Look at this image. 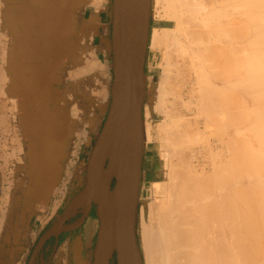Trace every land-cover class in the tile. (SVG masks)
Here are the masks:
<instances>
[{
	"label": "bare ground",
	"instance_id": "obj_1",
	"mask_svg": "<svg viewBox=\"0 0 264 264\" xmlns=\"http://www.w3.org/2000/svg\"><path fill=\"white\" fill-rule=\"evenodd\" d=\"M139 2L132 7L140 33ZM152 10L159 22L151 45L160 53L161 74L141 103L147 93L146 118L161 120L162 165L141 207V250H134L123 198L108 221L110 249L126 264H264V178L259 176V189L231 187L237 175L244 181L245 171L228 156L236 140L228 135L225 108L247 81L243 61L251 55L247 69L260 77L252 81L262 88L263 105L252 112L250 127L264 163V0H155ZM245 18L252 21L250 30ZM217 121L220 136L214 133Z\"/></svg>",
	"mask_w": 264,
	"mask_h": 264
},
{
	"label": "crops",
	"instance_id": "obj_2",
	"mask_svg": "<svg viewBox=\"0 0 264 264\" xmlns=\"http://www.w3.org/2000/svg\"><path fill=\"white\" fill-rule=\"evenodd\" d=\"M99 1L0 0V264H26L85 190L114 80V0ZM56 239L66 264H94L91 234Z\"/></svg>",
	"mask_w": 264,
	"mask_h": 264
},
{
	"label": "water",
	"instance_id": "obj_3",
	"mask_svg": "<svg viewBox=\"0 0 264 264\" xmlns=\"http://www.w3.org/2000/svg\"><path fill=\"white\" fill-rule=\"evenodd\" d=\"M142 1L143 28L139 33L138 19L134 23L133 0H114V80L111 104L89 159L86 187L66 216L39 238L28 264L36 263L50 240L80 229L91 213L93 203L97 205V216L101 222L94 251V264H114L113 260L116 264H126L118 250L110 249L108 239V221L115 214L118 198L127 201L126 206L132 221L133 246L135 251L138 250L137 214L141 173L138 161L144 134L141 99L147 87L145 60L151 28V0ZM114 180L116 184L113 189ZM82 205L84 209L78 212L82 215L81 218L68 224Z\"/></svg>",
	"mask_w": 264,
	"mask_h": 264
},
{
	"label": "rangeland",
	"instance_id": "obj_4",
	"mask_svg": "<svg viewBox=\"0 0 264 264\" xmlns=\"http://www.w3.org/2000/svg\"><path fill=\"white\" fill-rule=\"evenodd\" d=\"M155 0H151L152 5L151 8V29L155 26H158V19L155 18L154 12L152 10L153 4ZM249 10V9H248ZM247 10V11H248ZM260 12V10L255 9L252 10V12L257 13ZM250 11H248L249 13ZM250 12L251 19L255 18L252 16L254 13ZM252 13V14H251ZM249 15V16H250ZM248 16V15H247ZM248 16V18H249ZM245 25L246 28L250 30L251 22L247 21L248 19L245 18ZM247 30V33L250 31ZM250 37V35L248 34ZM246 39V48H248L247 51L251 49V43H247L249 40ZM252 37H250V41L252 42ZM150 53H149V60H148V85H147V93L151 88V85L154 82H157L160 78L161 70L158 68V62L160 60V53L157 51V48L149 47ZM248 54H251L248 53ZM247 54V55H248ZM250 56H247V58L243 61L246 62L244 72V78L247 79V81L243 84L242 90L236 91L235 97H233L230 101H226V119H228L231 122V125L229 123L228 127V135L233 137L236 140V149L235 151L230 155L228 153V156L230 160L232 161V165L236 169H243L241 172L245 171L244 175V181L238 180V175L235 176L232 179V188H236L239 191H243L245 188V191L250 186L251 188L249 190L253 189H259V187H256L259 182H261V179L259 176L264 178V163L260 162L261 154L258 151V138L257 134L252 130L250 127V120L253 119L252 112H256L255 110L263 105V100L259 97L261 86L256 84L254 85L253 79L260 78L258 74H251L249 70L247 69L249 66ZM252 75V77H251ZM251 78V79H250ZM155 80V81H154ZM153 82V83H152ZM252 82V83H251ZM252 84V85H251ZM146 93V95H147ZM145 95V100L143 104V112H144V134H143V140H142V149H141V157H140V194H139V208H138V214H137V243H138V249L141 250V228L140 223L142 219V212L141 207L144 205V201L149 197V189L152 186V182L155 180L156 176L160 173L161 170V157H160V139L158 135V129L159 124L161 120L158 119V121L150 122L146 116L145 112L147 109V104L149 101V95ZM146 106V107H145ZM152 125L151 128V139L149 138V132L148 127L149 125ZM221 121H217L216 128H215V134L216 136H220L222 134L221 129ZM228 141V140H227ZM227 146V145H226ZM228 148V146H227ZM142 158V159H141ZM228 158V157H227ZM228 158V159H229ZM252 183V186L249 185ZM248 190V191H249ZM247 191V192H248ZM83 205L77 210L81 211L83 210ZM75 214V213H74ZM77 215V214H76ZM74 215L73 217H75ZM72 217V218H73ZM71 218V219H72ZM70 219V220H71ZM79 220V219H78ZM59 223V222H58ZM53 226H48L42 234L39 236V238ZM99 229V223L95 217L90 219L88 224L84 225L80 229L73 231L78 232L79 230L83 232H87L91 234V237L94 238V244L96 247V239H97V233ZM90 235H87V239ZM38 238V240H39ZM38 240L34 244L27 260L26 264H28L30 256L32 254V251L37 244ZM57 240V239H56ZM56 240L53 242L51 241L46 247L44 252L42 253L41 257L39 256L35 264H66L67 256L66 254H60L59 252H56ZM143 256V255H142ZM114 264H116L115 260H113Z\"/></svg>",
	"mask_w": 264,
	"mask_h": 264
},
{
	"label": "flooded vegetation",
	"instance_id": "obj_5",
	"mask_svg": "<svg viewBox=\"0 0 264 264\" xmlns=\"http://www.w3.org/2000/svg\"><path fill=\"white\" fill-rule=\"evenodd\" d=\"M115 184H116V181L114 180L113 181V189H114V187H115ZM83 209H84V205H83ZM79 211H77V213H78ZM81 214L80 213H78L75 217H73L71 220H69L68 221V224H70V223H74V222H76V221H78V219H80L81 218ZM93 217H95L96 219H97V221H98V223H99V228H100V224H101V222H100V219L98 218V216H97V205L95 204V203H93V205H92V210H91V213L89 214V216H88V218L86 219V221H85V223H84V225H86V223H88L89 221H90V219H92ZM83 225V226H84ZM82 226V227H83ZM99 230V229H98ZM97 236H98V233H97ZM54 240L56 239V238H53ZM52 239V240H53ZM97 240V239H96ZM51 241V240H50ZM49 241V242H50ZM48 242V243H49ZM47 243V244H48ZM46 244V245H47ZM46 247V246H45ZM45 249V248H44ZM43 249V250H44ZM44 252V251H43Z\"/></svg>",
	"mask_w": 264,
	"mask_h": 264
},
{
	"label": "trees",
	"instance_id": "obj_6",
	"mask_svg": "<svg viewBox=\"0 0 264 264\" xmlns=\"http://www.w3.org/2000/svg\"><path fill=\"white\" fill-rule=\"evenodd\" d=\"M53 240H54V239H53ZM53 240H51V241H53ZM51 241H50V242H51ZM50 242H49V243H50ZM49 243H48V244H49ZM48 244H47V245H48ZM47 245H46V246H47ZM44 250H45V249H44ZM44 250H43V251H44ZM43 251H42V253H43ZM42 253L40 254V257H41V255H42Z\"/></svg>",
	"mask_w": 264,
	"mask_h": 264
}]
</instances>
